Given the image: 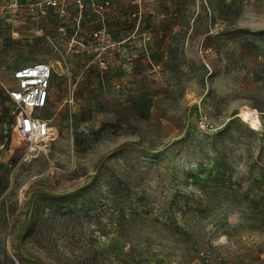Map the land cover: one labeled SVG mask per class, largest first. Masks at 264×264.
<instances>
[{
	"label": "rangeland",
	"instance_id": "374dc122",
	"mask_svg": "<svg viewBox=\"0 0 264 264\" xmlns=\"http://www.w3.org/2000/svg\"><path fill=\"white\" fill-rule=\"evenodd\" d=\"M82 1L0 0V264H264V0ZM41 60L31 152L8 89Z\"/></svg>",
	"mask_w": 264,
	"mask_h": 264
},
{
	"label": "built area",
	"instance_id": "2783aa9c",
	"mask_svg": "<svg viewBox=\"0 0 264 264\" xmlns=\"http://www.w3.org/2000/svg\"><path fill=\"white\" fill-rule=\"evenodd\" d=\"M67 0H47L49 4L58 6L61 14L66 13ZM76 4H83L82 0H71ZM109 1L106 0L105 4ZM104 6V3L100 5ZM212 50L210 46L208 48ZM207 49V50H208ZM53 66L48 61H36L19 67L13 73L16 84L9 87V95L16 108L14 137L12 142L25 141L29 144V151L34 152L36 145L52 139L57 130L44 116L42 109L47 105L50 97ZM40 112L41 115L37 112Z\"/></svg>",
	"mask_w": 264,
	"mask_h": 264
},
{
	"label": "bare ground",
	"instance_id": "6f19581e",
	"mask_svg": "<svg viewBox=\"0 0 264 264\" xmlns=\"http://www.w3.org/2000/svg\"><path fill=\"white\" fill-rule=\"evenodd\" d=\"M238 116H240L243 120L250 122L255 127L261 126V119L258 114L257 109H248L243 108L239 113ZM261 124V125H260Z\"/></svg>",
	"mask_w": 264,
	"mask_h": 264
}]
</instances>
